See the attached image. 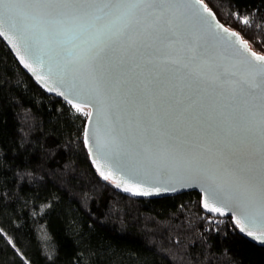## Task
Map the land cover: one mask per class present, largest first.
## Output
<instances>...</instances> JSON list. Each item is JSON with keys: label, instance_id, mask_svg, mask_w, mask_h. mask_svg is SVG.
I'll return each instance as SVG.
<instances>
[{"label": "water", "instance_id": "obj_1", "mask_svg": "<svg viewBox=\"0 0 264 264\" xmlns=\"http://www.w3.org/2000/svg\"><path fill=\"white\" fill-rule=\"evenodd\" d=\"M208 11L211 16L195 0H186L168 11L138 13L141 25L133 35L135 43L116 46L92 76L66 72L60 49L46 37L22 34L5 22L0 39L38 87L89 110L84 141L103 182L111 179L116 192L133 200L197 193L206 215L231 219L240 236L264 248L255 239L264 235V215L259 213L264 160L250 156L258 146L231 127L236 104L231 82L247 75L250 62L255 63L254 52ZM22 59L36 71L26 68ZM241 169L251 171L254 196L239 186ZM126 188L160 192L136 195ZM213 192L223 200L215 199ZM243 206L248 219L242 218Z\"/></svg>", "mask_w": 264, "mask_h": 264}, {"label": "trees", "instance_id": "obj_2", "mask_svg": "<svg viewBox=\"0 0 264 264\" xmlns=\"http://www.w3.org/2000/svg\"><path fill=\"white\" fill-rule=\"evenodd\" d=\"M202 3L264 56V0ZM85 125L0 39V264H264V248L206 215L199 194L133 200L103 182Z\"/></svg>", "mask_w": 264, "mask_h": 264}, {"label": "snow or ice", "instance_id": "obj_3", "mask_svg": "<svg viewBox=\"0 0 264 264\" xmlns=\"http://www.w3.org/2000/svg\"><path fill=\"white\" fill-rule=\"evenodd\" d=\"M185 2L186 0H0V27L7 22L11 27L21 30L22 34L30 31L48 38L60 49L58 54L64 60L66 72L92 76L98 70L99 61L116 46L128 43L131 47L135 43L133 35L140 30L141 25V21L137 19L138 13L153 15L157 11H168ZM195 3L209 16L212 15L202 0H195ZM2 35L4 33L0 31V36ZM230 35L235 36V33ZM236 39L239 40V37ZM240 44L247 52V45L243 41ZM251 56L255 63L250 62L247 75L231 82L233 100L236 101L231 127L242 133L251 145L258 146V152H251L250 156L258 154L264 160V56H256L255 53H251ZM33 58L42 65L39 55L33 53ZM21 63L30 71H36L32 64L23 59ZM41 79L37 75V80ZM68 102L77 111L81 110L72 100ZM237 176L239 186L254 196L256 184L251 171L241 169ZM125 190L134 191L136 195L160 192L158 188L154 191L140 188ZM212 195L215 199L223 200L219 192H213ZM259 195V213L264 215V183L260 185ZM205 207H208L207 202ZM211 210L224 214L218 208ZM241 212L242 218L248 219L247 206H243ZM236 223L241 225V219L238 218ZM240 230L253 236V232L245 227ZM255 239L264 243V235Z\"/></svg>", "mask_w": 264, "mask_h": 264}, {"label": "rangeland", "instance_id": "obj_4", "mask_svg": "<svg viewBox=\"0 0 264 264\" xmlns=\"http://www.w3.org/2000/svg\"><path fill=\"white\" fill-rule=\"evenodd\" d=\"M69 105H70L71 111L73 112L74 115L81 116V117L87 119L88 114H89V110L87 108L80 107L81 110L77 111L76 108H74L71 104H69Z\"/></svg>", "mask_w": 264, "mask_h": 264}]
</instances>
